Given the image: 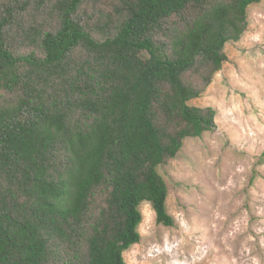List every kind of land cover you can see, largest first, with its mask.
<instances>
[{
  "label": "trees",
  "instance_id": "obj_1",
  "mask_svg": "<svg viewBox=\"0 0 264 264\" xmlns=\"http://www.w3.org/2000/svg\"><path fill=\"white\" fill-rule=\"evenodd\" d=\"M262 0H0V264H127L191 104Z\"/></svg>",
  "mask_w": 264,
  "mask_h": 264
},
{
  "label": "rangeland",
  "instance_id": "obj_2",
  "mask_svg": "<svg viewBox=\"0 0 264 264\" xmlns=\"http://www.w3.org/2000/svg\"><path fill=\"white\" fill-rule=\"evenodd\" d=\"M248 21L191 102L216 109L215 129L187 138L159 168L175 224H157L152 206L141 204L142 238L124 252L127 264H264V0Z\"/></svg>",
  "mask_w": 264,
  "mask_h": 264
}]
</instances>
